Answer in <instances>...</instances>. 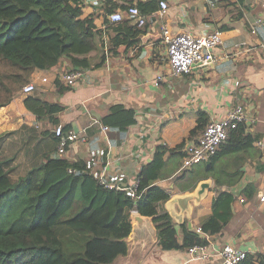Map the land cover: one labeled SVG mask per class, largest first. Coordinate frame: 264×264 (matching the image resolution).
I'll return each mask as SVG.
<instances>
[{
    "label": "crops",
    "instance_id": "1",
    "mask_svg": "<svg viewBox=\"0 0 264 264\" xmlns=\"http://www.w3.org/2000/svg\"><path fill=\"white\" fill-rule=\"evenodd\" d=\"M125 1L136 7L139 2L151 1L155 8L145 15V25L138 27L135 42L119 44L116 54L109 53L101 66L84 70L73 85H67L61 77L69 68L65 59L50 69H34L29 78L34 90H21L0 107V133L11 132L0 143V158L12 157L10 166L12 172H18L16 177L42 161L45 154L70 161L82 158L90 161L92 172L104 182L126 188L137 179L141 165L151 160L157 145L175 148L184 140L175 155L166 157L165 177L156 183L170 196L192 189L202 178L212 179L206 197L193 207L191 222L195 229L199 219L210 212L216 192L231 191L235 195L233 215L220 233L210 237L219 245L232 243L264 264V200H260L264 194V149L255 144L264 136V24L257 25L255 32L250 30L256 19H264V0H164L169 8L162 13L158 12L157 0H81L82 16H93L106 43L111 34L117 33L107 18L111 6H115L113 11H122L124 19L134 25L120 7ZM164 28L171 33L195 35L220 30L223 44L216 50L217 60L193 66L186 74H171ZM76 55L94 58L97 50ZM159 74L162 78L155 84ZM28 97L60 107L55 113L58 124L68 125L84 139L72 142L59 154L56 140L50 135L56 125L48 117H38L30 106H42L26 100ZM115 103L134 110L135 122L123 133L103 129L101 122ZM236 103L248 113L250 122L243 129L252 136V146L238 152V159L231 154L221 156L213 174L197 178L190 172L183 173L184 147L199 136L189 137L199 112H206L209 122ZM133 212L137 211L130 212L127 252L111 264L218 263L216 257L209 261L192 260L185 249H162L151 218L146 216L143 231L135 230Z\"/></svg>",
    "mask_w": 264,
    "mask_h": 264
},
{
    "label": "trees",
    "instance_id": "2",
    "mask_svg": "<svg viewBox=\"0 0 264 264\" xmlns=\"http://www.w3.org/2000/svg\"><path fill=\"white\" fill-rule=\"evenodd\" d=\"M81 5V0H0V107L21 92L36 68L50 69L65 59L66 71L83 72L101 66L109 53L116 54L119 44L135 42L140 28L123 19L111 25L117 33L106 43L93 16H82ZM130 5L125 1L120 7L126 10ZM136 5L144 15L155 10L151 1ZM113 10L115 6L108 8V12ZM93 49L97 50L94 58L76 55ZM26 100L41 104V108H30L58 125L55 113L60 107L32 97ZM101 122L123 133L135 122L134 110L112 104ZM207 123L206 112L200 111L189 137L200 135ZM63 130L69 126L63 125ZM10 133H0V143ZM50 135L57 144L53 129ZM184 142L175 148L156 146L151 160L138 171L135 193L104 185L92 172L90 161L82 158L70 161L45 154L15 180L10 176L12 157L0 158V264H111L127 252L131 210L151 217L162 249H186L205 242V234L220 233L233 215L231 191L216 192L210 212L199 219L201 232L189 230L185 223L177 228L163 207L169 193L156 181L165 177L166 157L175 155ZM252 142V136L238 126L207 161L182 172L197 178L213 174L221 156L231 154L238 159L237 153ZM261 263L262 259L247 253L235 264Z\"/></svg>",
    "mask_w": 264,
    "mask_h": 264
},
{
    "label": "built area",
    "instance_id": "3",
    "mask_svg": "<svg viewBox=\"0 0 264 264\" xmlns=\"http://www.w3.org/2000/svg\"><path fill=\"white\" fill-rule=\"evenodd\" d=\"M158 12L162 13L169 8L164 0L158 1ZM126 14L132 18L137 27L145 25L146 17L142 14L135 5H130L126 10ZM124 13L116 10L107 14L110 23L120 22L124 19ZM264 24V19H256L250 27L251 32L256 31V26ZM163 41L166 44L167 62L171 74L180 75L188 73L193 66L208 65L214 63L218 56L216 50L222 46L223 37L220 30H213L206 34L195 35L189 32L171 33L167 28L163 29ZM82 76V71H64L61 75L67 85H73L75 81ZM162 76L159 74L155 77L154 83L157 84ZM46 81V78H42ZM24 92L34 90V85L28 83L23 86ZM250 119L244 106L240 103L230 105L229 108L219 118L211 119L204 127L199 137L191 142H188L183 150L182 168L191 167L202 161H207L217 150L221 141H223L231 130L242 126L248 128ZM106 125L103 129H107ZM53 133L57 139V152L63 154L72 142L83 140L74 130H63L61 124L53 128ZM255 144L264 149V136L257 140ZM99 180L106 186L112 187L103 181L98 175ZM138 185V180L126 187L129 192L135 193ZM260 200H264V194L260 196ZM240 201H243L240 199ZM196 232H201L199 227H196ZM206 241L203 243H195L185 249L188 257L192 260L209 261L216 257L217 264H235L243 259L248 253L246 250L235 246L232 243H223L219 245L210 236L204 235Z\"/></svg>",
    "mask_w": 264,
    "mask_h": 264
},
{
    "label": "water",
    "instance_id": "4",
    "mask_svg": "<svg viewBox=\"0 0 264 264\" xmlns=\"http://www.w3.org/2000/svg\"><path fill=\"white\" fill-rule=\"evenodd\" d=\"M211 186L212 179L206 177L198 180L192 189H186L183 192L171 194L163 202V207L170 215L172 221L177 225L185 223L186 221L187 228L191 231H195V227L191 222L193 207L197 206L201 200L206 197ZM131 217L134 220L133 228L143 231L147 225L146 216L138 212H133Z\"/></svg>",
    "mask_w": 264,
    "mask_h": 264
},
{
    "label": "rangeland",
    "instance_id": "5",
    "mask_svg": "<svg viewBox=\"0 0 264 264\" xmlns=\"http://www.w3.org/2000/svg\"><path fill=\"white\" fill-rule=\"evenodd\" d=\"M12 171H13V170H11V172H10V176H11L12 179L15 180V179L17 178L16 176H17V173H18V172H12Z\"/></svg>",
    "mask_w": 264,
    "mask_h": 264
}]
</instances>
